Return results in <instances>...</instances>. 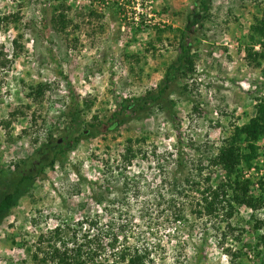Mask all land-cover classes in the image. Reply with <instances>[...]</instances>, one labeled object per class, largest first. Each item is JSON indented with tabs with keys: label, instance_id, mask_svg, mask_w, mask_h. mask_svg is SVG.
Returning a JSON list of instances; mask_svg holds the SVG:
<instances>
[{
	"label": "rangeland",
	"instance_id": "374dc122",
	"mask_svg": "<svg viewBox=\"0 0 264 264\" xmlns=\"http://www.w3.org/2000/svg\"><path fill=\"white\" fill-rule=\"evenodd\" d=\"M207 1L183 39L194 70L170 85L162 111L137 98L177 59L199 0H0V170L34 175L0 218V264H41L58 244L47 241L56 226L69 246L113 232L117 248H146L145 264H264V208L238 206L232 230L193 211L187 180H200L199 169L213 184L223 178L207 158L264 96L245 50L264 0ZM59 12L62 30L52 20ZM60 138L72 148L38 173ZM258 144L263 172L264 137ZM127 146L136 154L129 165ZM244 172L256 192L260 172Z\"/></svg>",
	"mask_w": 264,
	"mask_h": 264
},
{
	"label": "trees",
	"instance_id": "16d2710c",
	"mask_svg": "<svg viewBox=\"0 0 264 264\" xmlns=\"http://www.w3.org/2000/svg\"><path fill=\"white\" fill-rule=\"evenodd\" d=\"M208 6L207 0H199L197 10L188 14L189 23L187 28L181 30L180 34L182 39L180 54L174 62L167 66L156 89L141 98H137V101L144 102L139 107L144 108L148 105L165 111L164 102L169 95L167 91L170 85L177 79L185 78L194 70L190 45L183 39L186 29L200 21L201 17L207 12ZM52 20L53 24L58 25L61 30L66 27L68 22L62 12L54 15ZM249 36L251 43L245 47L246 59L259 67L264 76V14L261 17L254 18L250 26ZM255 38H258L260 50H254L253 41ZM13 42H16V40H13ZM256 100L254 114L242 124H233L230 134L222 140L216 152L207 158L209 165L216 166L221 170L223 178L213 184L211 175H203L202 170L199 169L200 180H187L191 183L188 187L196 194V206L193 211L198 215H206V219L219 218L221 221H225L230 230H232V227H230L229 220L237 211L238 206H245L252 211L264 208V171H261L258 160L262 155L258 141L264 137V96H259ZM129 107H131V104H124L123 111L126 113ZM69 110L70 114L73 111L72 116L74 118L78 113V102H73ZM114 115L115 117L118 116L117 113ZM87 125L95 126V124L89 123ZM111 125L108 128H111ZM82 134H84L83 131L80 135ZM61 140V138L60 141L56 139L55 143L50 146L48 160L41 161L38 173L44 171L45 167H53L66 157L72 146L63 144ZM77 141L78 137L75 143ZM39 149L33 152L34 155L39 154L37 153ZM135 156L136 154L131 146H127L122 160L126 165H129ZM24 162L26 163V161ZM244 167L247 170L254 168L256 173L260 172V175L257 174L259 176L257 177L256 192L251 190L253 181L251 176L245 175ZM14 174L13 171L12 175L8 176L6 171L0 170V218L10 210L23 194V188L34 179V175L28 170L21 174L17 180L14 179ZM6 179H8V183L4 182ZM187 190L189 189L184 191ZM177 216L181 217L180 214H176ZM91 224L95 225L96 223ZM51 232L53 236L47 237V241L49 242V239L55 237L54 239L58 241V244H50L48 251L43 252L44 256L40 260L41 264H145L150 260L146 248L138 249L124 244L117 248L115 244L118 237L113 232L106 231L102 233L97 231L93 234H85L82 241L73 238L71 246L68 245V240L63 236L62 227L56 226ZM102 237L107 242H104ZM261 242L264 243L263 236H261ZM106 247L110 252L103 254L102 258L101 254Z\"/></svg>",
	"mask_w": 264,
	"mask_h": 264
}]
</instances>
